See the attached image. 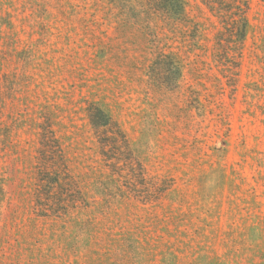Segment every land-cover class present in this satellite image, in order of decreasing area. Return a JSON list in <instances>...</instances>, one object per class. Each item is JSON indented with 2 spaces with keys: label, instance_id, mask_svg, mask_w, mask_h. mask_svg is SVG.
<instances>
[{
  "label": "rangeland",
  "instance_id": "rangeland-1",
  "mask_svg": "<svg viewBox=\"0 0 264 264\" xmlns=\"http://www.w3.org/2000/svg\"><path fill=\"white\" fill-rule=\"evenodd\" d=\"M184 1L0 0V264H264V0Z\"/></svg>",
  "mask_w": 264,
  "mask_h": 264
},
{
  "label": "trees",
  "instance_id": "trees-1",
  "mask_svg": "<svg viewBox=\"0 0 264 264\" xmlns=\"http://www.w3.org/2000/svg\"><path fill=\"white\" fill-rule=\"evenodd\" d=\"M147 2L141 4L128 3V7L131 9L132 13L135 15L134 20L140 23H143L146 28L152 29L151 21L152 14L156 13L163 21H181L186 22V12H185V1L184 0H157V5L151 3L150 0H146ZM209 2L212 0H207L204 2L206 5H209ZM149 4V6H147ZM244 8L241 4H235V11L232 12V23H234L231 31V35L229 36L232 40L226 41H234L238 39H243L247 30V19L245 16L246 12V2L244 3ZM154 25V24H153ZM153 30V29H152ZM194 33H197V28L194 26ZM153 36H155L153 34ZM197 36V34H195ZM217 43H220L218 41ZM89 122L93 127L94 133L98 139L99 145L103 148L102 155L105 159H111L114 157L116 159V164L119 162H125L127 167L135 174V182L139 179H142V168L138 163V160L134 158L131 149L128 146V142L126 137L124 136L122 130L119 126L112 121L106 114H104L101 110H87ZM43 133V142L49 146L50 152L53 154H59L60 151L59 144L55 137H50L51 131L49 129L45 130ZM109 147L110 149H105ZM113 150L114 155L108 157V152ZM107 152V154H106ZM108 157V158H107ZM114 166V165H113ZM119 167V165H115ZM114 166V167H115ZM139 166V167H138ZM135 184V183H134Z\"/></svg>",
  "mask_w": 264,
  "mask_h": 264
}]
</instances>
